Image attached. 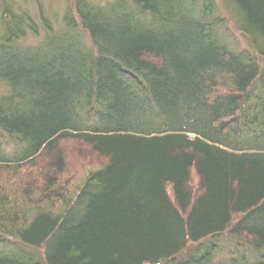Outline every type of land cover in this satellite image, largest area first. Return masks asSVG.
Segmentation results:
<instances>
[{
    "label": "trees",
    "instance_id": "1",
    "mask_svg": "<svg viewBox=\"0 0 264 264\" xmlns=\"http://www.w3.org/2000/svg\"><path fill=\"white\" fill-rule=\"evenodd\" d=\"M72 1L0 0V264H264V0Z\"/></svg>",
    "mask_w": 264,
    "mask_h": 264
},
{
    "label": "rangeland",
    "instance_id": "2",
    "mask_svg": "<svg viewBox=\"0 0 264 264\" xmlns=\"http://www.w3.org/2000/svg\"><path fill=\"white\" fill-rule=\"evenodd\" d=\"M95 3H106L112 0H89ZM72 0H41L43 12L47 17L61 22L62 14L67 4H72ZM32 10L35 11L32 7ZM66 154V167L68 172L73 173V177L78 178L84 174L85 166H96L97 162L102 163L101 158L87 147L65 142L62 144ZM196 181V180H195ZM193 184H197L196 182ZM193 185V186H195Z\"/></svg>",
    "mask_w": 264,
    "mask_h": 264
}]
</instances>
